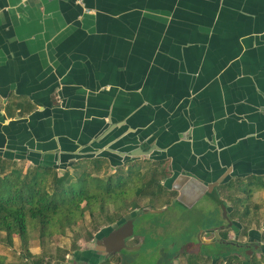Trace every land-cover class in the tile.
I'll return each instance as SVG.
<instances>
[{"label": "crops", "instance_id": "1", "mask_svg": "<svg viewBox=\"0 0 264 264\" xmlns=\"http://www.w3.org/2000/svg\"><path fill=\"white\" fill-rule=\"evenodd\" d=\"M0 158L151 163L166 229L206 196L224 215L211 223H235L234 186L264 183V0H0ZM97 233L74 264L120 263ZM170 247L174 264L204 261Z\"/></svg>", "mask_w": 264, "mask_h": 264}, {"label": "trees", "instance_id": "2", "mask_svg": "<svg viewBox=\"0 0 264 264\" xmlns=\"http://www.w3.org/2000/svg\"><path fill=\"white\" fill-rule=\"evenodd\" d=\"M88 161L94 164L95 172H100L105 164L111 167L107 160L96 159L72 164L70 169H75V174H71L69 169L60 173L43 167H33L32 171L25 172L11 167L13 164L0 158V242L12 246L14 238L18 237L29 253L32 224L39 227L40 236L43 238L46 235L50 238L56 235L65 236L68 230L86 223L88 216L95 223L96 229L107 222L114 224L119 221L121 225L132 219L133 215L127 216L126 212L133 197L136 196L134 209L131 211L139 209L138 200L144 195L154 199L163 194L164 189L160 182L165 174L155 165L149 181H146L148 178L140 170L127 171V177L121 175L104 180L100 174L83 168L77 169ZM117 169L118 173L122 172V167ZM254 182L257 188L264 189L263 181ZM155 186L158 191L152 188ZM105 214L106 217L103 218L102 215ZM108 230L111 231L112 228ZM253 236L258 238L259 232L253 233ZM227 239V235H224V240ZM261 240L264 241V235ZM262 252L264 254V250ZM29 258L30 253L24 257ZM247 258L246 261L238 263L259 264L256 256ZM0 264H9L5 256L0 255ZM226 264L234 262L230 260Z\"/></svg>", "mask_w": 264, "mask_h": 264}, {"label": "rangeland", "instance_id": "3", "mask_svg": "<svg viewBox=\"0 0 264 264\" xmlns=\"http://www.w3.org/2000/svg\"><path fill=\"white\" fill-rule=\"evenodd\" d=\"M11 167H16L25 172L33 170V167L27 166L25 164L11 165ZM82 168L91 172L96 171L94 164L90 161L83 163L81 167L77 169ZM153 169H155V167L151 163H138L135 164V166L134 164H128L127 166L122 167V172L118 173V169L116 170L110 167L108 164H105L101 167L100 172L95 173L100 174V177L102 179L107 180L109 177L115 178L121 175L127 177V171L129 170H140L141 174L145 175V177L148 178L146 179V181H149L150 177L152 176ZM75 171V169H69V172L71 174H75ZM152 188L155 191H158V188L156 186ZM234 188V192L237 193H232L233 202H231L230 207H233L235 211L240 212L239 214H236L234 211L231 217L233 219H236V223L240 225V229L238 227H226V224H224L223 229H219V233L220 231L221 234L222 232L227 233L229 235V238L227 240L228 242H235L241 245H250V239L247 240L249 237H247V235L250 232H259L260 239L261 236L264 235V189L257 188L254 181L253 183L251 181H248L247 183H237ZM162 196L165 195L162 194L159 197H154V199H152V197L149 195H144L143 198H140L138 200L139 207H137L140 209V214L137 213L138 210L131 211V209H134L133 202L136 196L133 197V199L130 201L131 204L129 206L128 211L126 212L127 216H136L138 214L137 216H139V218H141V221L143 222L146 218L152 219L154 217L153 219H155V221H158L159 224L151 227L152 224L149 223L146 226L148 230L144 231L143 234H139L138 237L141 241L144 242L142 250L140 252H129L127 250H124L121 254L122 256H120L122 264H169L173 259V248H169L170 243L177 244L176 253L182 252L185 254L187 253L189 255H193L199 250V244L197 243L198 235H196V233L199 231L198 221L202 219V217L206 220L212 221L215 217L220 222L221 218L224 217V215H222L221 207L218 208V213L215 212L217 209L215 201L218 198L216 196L212 198L206 196L194 205V208L191 210L190 213H185L184 208H182V217L184 218V215H190V217L196 219L195 223L191 224L190 220H185L181 217V221L176 219L172 221V223L167 224V229L161 230L164 224L162 207L167 204V200L170 199L167 196H165V198H163ZM236 201L239 202L237 203ZM224 202L227 203V200H224ZM149 208L158 209V213L153 216L151 214V211H154V209H150L148 211ZM242 208L244 209L243 211L241 210ZM111 209L112 207L109 208L110 211ZM245 212H247L248 214H244L242 218H240V216ZM104 213L105 212H102V214ZM102 216L103 218H105L106 214ZM170 216L171 215L167 216L169 220H171ZM32 223L33 222H30V224ZM108 226H115V224H110L109 222L102 223L98 227V229H96L95 223L92 222V219L88 216L86 223H82L79 226L68 230L65 236L56 235L50 238L46 235V237L43 238L40 236L39 227L37 225L32 224L30 229V241L28 243L31 258L24 259V257L29 253L26 252L23 243L18 237L14 238V244L12 246H9L5 242L1 241L0 255L5 256L9 264H74V260H76V256L74 257V255H80L79 253H81L82 250H85L87 248L88 242H90L89 244L93 245V241L91 242V240L95 238V236L98 234L97 232H100L102 229H105ZM201 227L203 228V225H201ZM135 230L136 232L138 231L137 229ZM192 230H195V232L193 233V237ZM155 233L158 234V238ZM206 239H210V236H207ZM186 241H189L188 244H184L186 243ZM262 246L264 247V241H262ZM162 248H164V250ZM213 248L214 247L209 249L212 250ZM224 249L226 251H230L231 249L242 254L241 259L236 258V256L229 257L234 258L237 261H233L234 264H239L246 261V258L242 253V249H237L233 247L231 248L230 246H225ZM255 256L257 259H259V264H264L263 252L258 251ZM230 260L232 261V259ZM230 260L225 257L223 259L219 258L217 264H226ZM191 263L211 264L209 260L194 261L190 263L185 262V264Z\"/></svg>", "mask_w": 264, "mask_h": 264}, {"label": "flooded vegetation", "instance_id": "4", "mask_svg": "<svg viewBox=\"0 0 264 264\" xmlns=\"http://www.w3.org/2000/svg\"><path fill=\"white\" fill-rule=\"evenodd\" d=\"M162 182L163 181H161L160 183H161V186H162ZM163 187V186H162ZM216 188V187H215ZM215 188L213 189V190H215ZM213 192V194H211L210 196H213L214 195V192L215 191H212ZM163 194H164V190H163ZM163 198H165V196H162ZM166 200V199H165ZM165 202V201H164ZM163 202V203H164ZM217 202V201H216ZM177 203H179V202H175L174 204H177ZM169 204L168 205H164L163 207L164 208H169ZM163 207H162V209H163ZM150 209H154V208H149L148 209V211L150 210ZM138 211H137V213L138 214H140L139 213V211H140V209H137ZM189 209H187L185 212H189L188 211ZM230 211V210H229ZM228 211V212H229ZM151 212H155V214H157L158 213V209H154V211H151ZM137 214V215H138ZM136 215V216H137ZM132 216V219H130V221H132L133 222V236L131 237V238H128L127 240H126V248L124 249L125 251L127 250V251H129V252H136V250H134L135 248H136V245H137V243H144L143 241H141L138 237H139V234H143L144 233V231H146V230H148L147 228H146V226L149 224V223H151L152 224V226L151 227H153L154 225H157V224H159V222L158 221H155V219H149V220H146V219H144V222L143 221H141V218H139V216ZM226 217H227V214H226ZM190 218H192V217H188V220L190 219ZM193 219V223H195L196 221V219H194V218H192ZM119 221H117V222H115L114 224L115 225H117L116 227H115V229H119V228H121L123 225H125L126 223H128V221H126L125 223H123V224H119L118 223ZM138 222V223H137ZM205 222H206V224H205ZM225 222L227 223L226 224V227H234V228H237L238 226H237V224H236V222L234 223L232 220H230L228 217H227V220H225ZM201 225H203V228L201 227ZM217 225V224H216ZM198 228H199V231L196 233V235H198L197 236V243L199 244V251H202V255H203V259H204V261H207V260H209V262L211 263V264H215L216 262H218L219 261V258L220 259H223L224 257L225 258H228V259H232L233 261H236L234 258H229V257H233V256H236V258H239V259H241V256H242V254L240 253V252H236V251H233V250H231L230 249V251H226L224 248H225V246H230L231 248L233 247V248H237V249H242L243 250V254H244V256H245V258H246V260L248 259L247 257H250V258H252V257H254L255 255H256V253H258V251L259 252H262L263 250H264V247L262 246V240L260 239V237H255V238H249L250 239V245H241V244H238V243H235V242H228L227 240H224V239H221L220 241H217V242H215L216 243V245L214 246V248L211 250V249H209V247L208 246H203L202 245V243H201V237H200V235L201 234H205V235H207V236H210V239H212V238H215L216 237V235H217V233H219V229L217 228V226H215L213 223H211L209 220H206L205 218H203L202 217V219H200L199 221H198ZM165 227V228H164ZM115 229H113V227H112V230L111 231H109L108 230V228L107 229H102V230H104L103 232L102 231H100L101 232V235L99 236V240L101 241V240H103L105 237H107V236H109V234L112 232V231H114ZM135 229H137L138 231L136 232V230ZM166 229V225L164 226V224H163V226H162V229L161 230H165ZM109 231V232H108ZM108 232V233H107ZM195 232V230H192V237H193V233ZM254 232V231H253ZM156 234V236H157V238H158V234L157 233H155ZM98 240V241H99ZM189 242V241H188ZM188 242H186V243H184V244H188ZM106 249H107V247H106ZM106 249H104V250H102L101 249V252L102 253H107V250ZM124 250H122V252L124 251ZM122 252H120L119 254H121ZM229 253V254H228ZM233 253H235V254H233ZM118 254V255H119ZM105 255H107V254H105ZM196 258H198V257H196ZM174 261H173V259L171 260V262L169 263V264H174L173 263ZM119 264H122V261H120V263ZM192 264V263H191Z\"/></svg>", "mask_w": 264, "mask_h": 264}, {"label": "water", "instance_id": "5", "mask_svg": "<svg viewBox=\"0 0 264 264\" xmlns=\"http://www.w3.org/2000/svg\"><path fill=\"white\" fill-rule=\"evenodd\" d=\"M224 180H221L219 183L212 185L209 187L210 192L213 191L215 187L222 184ZM128 223L123 225L119 229H115L112 231L109 236L105 237L103 240L97 241V245L101 246V249L104 250L107 247V255L106 257L112 256L114 254L122 252L126 248V240L133 236V222L130 219L127 220Z\"/></svg>", "mask_w": 264, "mask_h": 264}]
</instances>
